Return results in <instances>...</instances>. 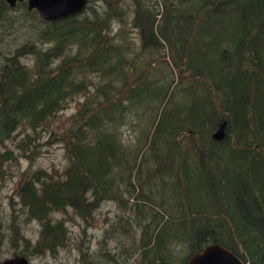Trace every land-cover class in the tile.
I'll list each match as a JSON object with an SVG mask.
<instances>
[{"label":"trees","instance_id":"1","mask_svg":"<svg viewBox=\"0 0 264 264\" xmlns=\"http://www.w3.org/2000/svg\"><path fill=\"white\" fill-rule=\"evenodd\" d=\"M89 1L46 21L26 2L0 0V182L7 162L37 154L42 132L68 160L23 176L17 200L40 230L16 255L54 254L69 214L87 219L114 200L118 230L141 223L132 228L139 245L126 252L139 253L138 264H184L209 243L264 264V0H130V19L123 0L93 10ZM71 98L75 111L54 128ZM220 120L226 134L215 140ZM125 123L137 125L133 138ZM20 218L13 208L4 231L0 222V243L8 231L26 248ZM177 242L184 248L174 253ZM89 255V264H122L109 251Z\"/></svg>","mask_w":264,"mask_h":264},{"label":"rangeland","instance_id":"2","mask_svg":"<svg viewBox=\"0 0 264 264\" xmlns=\"http://www.w3.org/2000/svg\"><path fill=\"white\" fill-rule=\"evenodd\" d=\"M89 2V4L92 5L88 8L89 10L102 8L104 5V0H90ZM123 3L124 7L127 9V19H130L134 13V3L130 0H123ZM12 11L13 9L8 11L6 9L3 14L9 16L12 14ZM21 11L22 6L16 8L14 12L19 13ZM113 23L116 25L115 18L113 19ZM126 35L136 40L139 39L136 29L130 26L126 28ZM25 53L26 54L21 56V60L30 65L34 61V56L32 53ZM75 101L76 98L67 100V105L61 110L59 114L60 117L56 121V124H54V128L57 127V123L66 121L68 116L75 111ZM122 128L124 131V138H133L135 135L134 132L137 131V125L133 127L129 123L123 124ZM17 130L19 129H15L14 134H16ZM42 135L43 143L38 147L39 150L37 154L32 155V159H30L31 152L28 151L27 157L19 154L17 161L7 162L10 163L8 174L4 181L0 182V222L4 225L1 230L4 231L6 229L11 210L15 208L19 210L21 214L20 231L28 239L26 248L21 241L17 242V245L13 247L11 241L8 239L9 233L7 231L3 241L0 243V260L15 256L23 249L30 252L32 244L38 238L40 222L36 218L24 222L26 214L22 205H20V201L17 200L16 195V190L23 176L26 174V171H32L38 168L50 171L52 168L62 169L68 163L62 144L51 141V135L48 131L42 132ZM7 144L9 146L12 145V147L14 145L10 139L7 140ZM15 151L17 152V150ZM155 186L156 185H152L151 188H155ZM11 200L14 202V206L11 205ZM121 212L122 209L118 206L117 202L114 200H104L100 203L98 208L93 210L91 217L89 216L87 219L69 214L65 222L68 229V239L64 245L59 246L54 254L32 253L25 256H28L31 264H89L82 258L84 251L90 252L89 258L97 260L99 252L103 250V252L109 251L111 254L115 253L122 264H138L141 259L139 253L128 254L126 252L130 250L131 247L133 248L139 245L133 242L138 241L137 236L139 234L132 231L138 230L139 232L141 223L139 225L133 223L134 230H132L133 227L129 226H127L128 229L125 231L121 229L118 230L117 226L122 224L120 218ZM127 213L130 217H136L135 211L133 213V211L128 210ZM54 214L57 217L61 215V213ZM174 244L172 248L174 253L180 252L184 248V246H181L180 242ZM183 258L184 256H178L176 260L172 261V264H180Z\"/></svg>","mask_w":264,"mask_h":264},{"label":"water","instance_id":"3","mask_svg":"<svg viewBox=\"0 0 264 264\" xmlns=\"http://www.w3.org/2000/svg\"><path fill=\"white\" fill-rule=\"evenodd\" d=\"M89 0H27L28 8H35L45 20H59L81 13ZM14 6L16 0H7ZM226 121H218L213 130L212 138L220 140L226 134ZM0 264H31L25 255H15L0 260ZM142 264H159L146 262ZM184 264H246L235 252L220 243H209L201 250L193 253Z\"/></svg>","mask_w":264,"mask_h":264},{"label":"flooded vegetation","instance_id":"4","mask_svg":"<svg viewBox=\"0 0 264 264\" xmlns=\"http://www.w3.org/2000/svg\"><path fill=\"white\" fill-rule=\"evenodd\" d=\"M7 4H8V6L9 7H11V8H14V7H16V5L19 3V2H26L27 3V0H16V3H15V5L14 6H11L8 2H7V0H4ZM27 8H28V5H27ZM28 9H34V10H36L35 8H28ZM36 12H37V10H36ZM38 13V12H37ZM39 14V13H38ZM41 17V16H40ZM45 20V19H44ZM60 20V19H59ZM46 21H51V20H46ZM54 21H57V20H54Z\"/></svg>","mask_w":264,"mask_h":264}]
</instances>
